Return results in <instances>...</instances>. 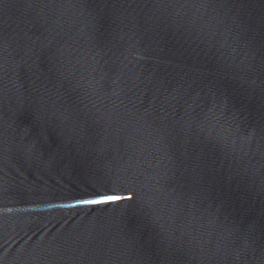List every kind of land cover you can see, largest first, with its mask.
<instances>
[{"label": "water", "instance_id": "1", "mask_svg": "<svg viewBox=\"0 0 264 264\" xmlns=\"http://www.w3.org/2000/svg\"><path fill=\"white\" fill-rule=\"evenodd\" d=\"M0 264H264V0H0Z\"/></svg>", "mask_w": 264, "mask_h": 264}, {"label": "snow or ice", "instance_id": "2", "mask_svg": "<svg viewBox=\"0 0 264 264\" xmlns=\"http://www.w3.org/2000/svg\"><path fill=\"white\" fill-rule=\"evenodd\" d=\"M99 195H100L99 199L84 200V201H81V203L93 204V205H96V204H109V203H116V202L122 201L124 199H129V200L132 199L131 195L124 196V195L116 194V193L99 194Z\"/></svg>", "mask_w": 264, "mask_h": 264}]
</instances>
